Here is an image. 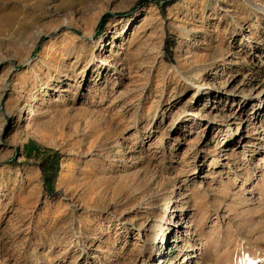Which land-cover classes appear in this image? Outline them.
<instances>
[{
  "label": "rangeland",
  "instance_id": "1",
  "mask_svg": "<svg viewBox=\"0 0 264 264\" xmlns=\"http://www.w3.org/2000/svg\"><path fill=\"white\" fill-rule=\"evenodd\" d=\"M0 264H264V0H0Z\"/></svg>",
  "mask_w": 264,
  "mask_h": 264
},
{
  "label": "bare ground",
  "instance_id": "2",
  "mask_svg": "<svg viewBox=\"0 0 264 264\" xmlns=\"http://www.w3.org/2000/svg\"><path fill=\"white\" fill-rule=\"evenodd\" d=\"M68 24V23H67ZM67 24L65 23L64 25L65 26H67ZM108 65H111L109 62L107 63ZM28 102V101H27ZM25 105H27V108H28V112H32V110H31V107H32V105H30L29 103H25ZM193 114V113H192ZM159 138V137H158ZM120 142V141H119ZM160 142V141H159ZM157 143V142H156ZM159 144V143H158ZM117 145V144H116ZM118 145H120V144H118ZM263 158V157H262ZM245 181V180H244ZM139 227H141V225L139 226ZM157 237L155 236L154 237V241H155V239H156Z\"/></svg>",
  "mask_w": 264,
  "mask_h": 264
},
{
  "label": "trees",
  "instance_id": "3",
  "mask_svg": "<svg viewBox=\"0 0 264 264\" xmlns=\"http://www.w3.org/2000/svg\"><path fill=\"white\" fill-rule=\"evenodd\" d=\"M105 17H107V15H105ZM103 21V20H102ZM43 167H44V169H45V167H46V165H44V163H43Z\"/></svg>",
  "mask_w": 264,
  "mask_h": 264
}]
</instances>
